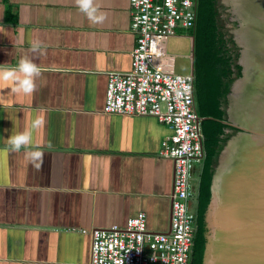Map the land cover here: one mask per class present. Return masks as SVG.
Listing matches in <instances>:
<instances>
[{
  "label": "crops",
  "instance_id": "obj_1",
  "mask_svg": "<svg viewBox=\"0 0 264 264\" xmlns=\"http://www.w3.org/2000/svg\"><path fill=\"white\" fill-rule=\"evenodd\" d=\"M92 2L102 19L78 0H0V67L27 57L40 69L28 93L0 80V264H89L91 231L140 212L149 231H168L173 163L159 152L171 129L103 111L107 74L131 69L129 0ZM158 53L160 70L194 73L189 30ZM25 130L31 143L16 148L8 137ZM201 172L195 165L194 213Z\"/></svg>",
  "mask_w": 264,
  "mask_h": 264
},
{
  "label": "built area",
  "instance_id": "obj_2",
  "mask_svg": "<svg viewBox=\"0 0 264 264\" xmlns=\"http://www.w3.org/2000/svg\"><path fill=\"white\" fill-rule=\"evenodd\" d=\"M136 44L128 72H109L104 113L151 116L172 134L160 156L173 163L169 228L147 229L142 212L116 225L91 231L89 264H189L195 228L189 210L194 166L205 157L194 76L167 73L154 64L162 42L196 22L197 0H129Z\"/></svg>",
  "mask_w": 264,
  "mask_h": 264
},
{
  "label": "water",
  "instance_id": "obj_3",
  "mask_svg": "<svg viewBox=\"0 0 264 264\" xmlns=\"http://www.w3.org/2000/svg\"><path fill=\"white\" fill-rule=\"evenodd\" d=\"M216 21L234 68L221 122L233 130L216 158L202 264H264V0H217Z\"/></svg>",
  "mask_w": 264,
  "mask_h": 264
},
{
  "label": "trees",
  "instance_id": "obj_4",
  "mask_svg": "<svg viewBox=\"0 0 264 264\" xmlns=\"http://www.w3.org/2000/svg\"><path fill=\"white\" fill-rule=\"evenodd\" d=\"M217 0H197L196 22L189 30L194 38V88L196 111L201 121L205 157L198 190L196 236L193 240L189 264H202L206 245L205 212L211 198V182L216 158L221 145L226 142L227 132L233 130L221 121L226 112L222 108V79L225 64L231 63L230 48L219 33L216 21ZM227 66V65H226Z\"/></svg>",
  "mask_w": 264,
  "mask_h": 264
},
{
  "label": "clouds",
  "instance_id": "obj_5",
  "mask_svg": "<svg viewBox=\"0 0 264 264\" xmlns=\"http://www.w3.org/2000/svg\"><path fill=\"white\" fill-rule=\"evenodd\" d=\"M78 2L81 10L85 11L90 19H102V16L95 15L96 7L93 5L92 0H78ZM39 73V67L31 59L24 57L16 67H0V80L13 81L17 91L28 93L34 90V77L39 75ZM8 139L12 145L20 148L22 145L31 143L32 133L30 130H25L11 135ZM32 154L38 156L40 153L34 151Z\"/></svg>",
  "mask_w": 264,
  "mask_h": 264
},
{
  "label": "flooded vegetation",
  "instance_id": "obj_6",
  "mask_svg": "<svg viewBox=\"0 0 264 264\" xmlns=\"http://www.w3.org/2000/svg\"><path fill=\"white\" fill-rule=\"evenodd\" d=\"M236 27H237V23H236ZM234 47L235 48L238 47V48H240V51H242V48L237 45V43H236L235 40H234ZM241 62H242V53L240 52L239 62H237V66L235 67L236 72H237V75L236 76H238L236 78V80L242 76L243 65H242ZM232 66H233V64L230 63V62H229V64H227V63L225 64L224 69H223V72L225 74V77H229V76L232 75V73H233L232 70H234V68ZM232 85H233V83H230L229 85H227V91L228 92H231ZM228 95H229V93H227V98H226L227 99V103H226L227 110L230 107L229 106L230 105V102H229V99H228ZM205 215H206V212H205ZM204 221L206 223L205 216H204ZM193 224H194V228H195V232H194V238H195L196 232H197V229H198V224H199V219L197 218V205H196V208H195V213L193 214ZM205 227H206V224H205ZM206 231H207V229H206Z\"/></svg>",
  "mask_w": 264,
  "mask_h": 264
},
{
  "label": "rangeland",
  "instance_id": "obj_7",
  "mask_svg": "<svg viewBox=\"0 0 264 264\" xmlns=\"http://www.w3.org/2000/svg\"><path fill=\"white\" fill-rule=\"evenodd\" d=\"M195 104H196V103H195ZM191 183H192V182H191ZM191 192H192V195H191L190 200L193 198V191H192V189H191ZM189 203H190V202H189ZM194 203L196 204V200L193 202V204H194ZM193 204H192V207L195 208V204H194V205H193ZM189 210H190V209H189ZM193 210H194V209H192V211H190V213H191L192 215L194 214ZM193 225H194V224H193Z\"/></svg>",
  "mask_w": 264,
  "mask_h": 264
}]
</instances>
